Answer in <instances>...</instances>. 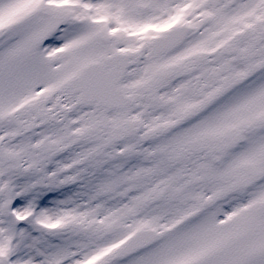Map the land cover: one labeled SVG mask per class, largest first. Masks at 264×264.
Returning <instances> with one entry per match:
<instances>
[{"label": "snow or ice", "instance_id": "6c2138e0", "mask_svg": "<svg viewBox=\"0 0 264 264\" xmlns=\"http://www.w3.org/2000/svg\"><path fill=\"white\" fill-rule=\"evenodd\" d=\"M0 264H264V0H0Z\"/></svg>", "mask_w": 264, "mask_h": 264}]
</instances>
